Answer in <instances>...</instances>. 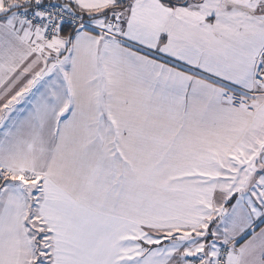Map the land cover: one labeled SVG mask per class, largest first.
Returning a JSON list of instances; mask_svg holds the SVG:
<instances>
[{
	"label": "crops",
	"instance_id": "0c3cea01",
	"mask_svg": "<svg viewBox=\"0 0 264 264\" xmlns=\"http://www.w3.org/2000/svg\"><path fill=\"white\" fill-rule=\"evenodd\" d=\"M53 1L90 29L0 0V264H189L224 209L212 252L264 264V0Z\"/></svg>",
	"mask_w": 264,
	"mask_h": 264
},
{
	"label": "built area",
	"instance_id": "2783aa9c",
	"mask_svg": "<svg viewBox=\"0 0 264 264\" xmlns=\"http://www.w3.org/2000/svg\"><path fill=\"white\" fill-rule=\"evenodd\" d=\"M25 8L16 13L19 22L38 30L43 43H56L63 27H71L75 33L87 31L90 26L83 15L69 6L53 0H24ZM118 28V21H113L111 30ZM254 84L264 87V63L257 65L254 73ZM235 243L230 242L217 247L212 264H229L235 251ZM189 264H206L203 257L195 255L187 258Z\"/></svg>",
	"mask_w": 264,
	"mask_h": 264
},
{
	"label": "rangeland",
	"instance_id": "374dc122",
	"mask_svg": "<svg viewBox=\"0 0 264 264\" xmlns=\"http://www.w3.org/2000/svg\"><path fill=\"white\" fill-rule=\"evenodd\" d=\"M0 182H4L2 179H0ZM6 186V185H5ZM8 187V186H7ZM9 187L11 188H16L14 187V185H9ZM15 190V189H13ZM12 190V191H13ZM12 193V192H11ZM6 197H9V194L6 195ZM22 197L24 202H27V208L28 207H33V203H35V200L33 201L34 198V194L33 191H31L30 189H26L23 190L22 192ZM32 198V199H31ZM219 201H221V199H218ZM7 204L6 206H12L11 202L9 201V199H7ZM225 208V207H224ZM225 214L223 217H220L219 222H217L216 225L213 226V234L214 232H217V234L220 236H213L212 238H208L209 234H210V229H209V224L208 223L206 226L200 228L198 231L196 232H192V233H181L180 235L186 236L188 239H190L188 241V250L190 249L191 252L188 253V256H195V255H202L203 258H205V263L206 264H211V260L214 259L215 254L212 252V249L210 248L211 246H215L216 244H218L219 242H221V234L222 232H224L225 229V221L228 217L229 211L227 209H224ZM240 215V214H239ZM235 216V214H234ZM235 217H239L238 215ZM221 220V222H220ZM40 221L38 219H36L33 222V228L31 233L34 234L35 236H39L41 239L43 240H47L48 235L46 234V232L42 229V225L39 223ZM223 222V223H222ZM224 227V229H223ZM228 228V227H227ZM169 238L171 239H175L177 238L179 235V233L172 231L169 234H167ZM202 238H208L206 242H203L204 240H202ZM43 245L46 244L47 241H42ZM44 248V247H43ZM208 257V258H207Z\"/></svg>",
	"mask_w": 264,
	"mask_h": 264
},
{
	"label": "trees",
	"instance_id": "16d2710c",
	"mask_svg": "<svg viewBox=\"0 0 264 264\" xmlns=\"http://www.w3.org/2000/svg\"><path fill=\"white\" fill-rule=\"evenodd\" d=\"M84 18L86 19L87 17L84 16ZM61 34H64V35H74L75 34V30L71 27H63L62 28V31H61Z\"/></svg>",
	"mask_w": 264,
	"mask_h": 264
}]
</instances>
